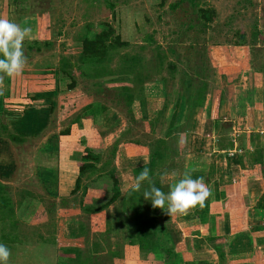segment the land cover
<instances>
[{
  "label": "rangeland",
  "instance_id": "1",
  "mask_svg": "<svg viewBox=\"0 0 264 264\" xmlns=\"http://www.w3.org/2000/svg\"><path fill=\"white\" fill-rule=\"evenodd\" d=\"M14 1L0 0V17L11 19L22 27L31 28V38L24 41L27 65L21 74V98L28 93L30 88L27 86L42 84L36 81L42 79L45 72H54V77L58 78L59 73L56 74V71L63 57L69 65L76 63L79 39L85 28L91 24L97 30L104 28V24L115 27L117 33L132 44L131 48L120 53H139L146 58L144 63L147 68L158 63L157 58L162 52L168 54L169 60L178 62V68L184 72L178 74L174 81L169 80L168 91L172 94L183 88V73L193 79L196 89L207 84L208 100L212 99L210 96L213 91L215 94L220 92V86H224L225 80L217 71L215 62L219 58L218 54L215 56L211 53L212 47H215L213 45H221L227 49L228 55L237 57V62L243 66L241 70L248 72L251 84L254 82V74L264 75V43L254 35L256 31L264 33V0H202V6L213 7L218 12V20L205 32L200 26L189 28L191 24H197L194 9L190 5L183 4L176 11L170 9V5L177 0H168L165 7H161V0H26L23 9L15 6V3H21L19 0ZM238 33L246 35V46L234 45L239 40ZM32 42L41 45L40 52L27 50V45ZM44 42L51 44L44 46ZM171 50H174L173 54ZM118 64L119 57L116 56L110 65L113 72L117 70ZM74 73L77 87L67 91L66 87L70 81L66 79L59 82L62 91L55 94L56 111L43 132L25 140L21 145L12 144L7 138L15 131L10 120L5 122L6 130L1 132V136L4 134L7 140L0 136V139L6 142V145L0 146V169L4 168L9 173L3 177L7 180L10 178L11 181L7 196L16 210L22 238L28 241L22 245L18 244L16 249L11 251L9 264H57L61 255L59 248L63 246H80L84 251H88L87 242L91 244L106 238L104 232L107 230L109 218V224L113 226L108 248L121 250L125 264H136V261L140 260L138 248L129 243L135 232L133 221L131 218H124L117 225V220L113 219L115 216L116 219H121L115 212L119 210L120 202L117 209L116 205L111 206L112 209L110 207V216L106 212L88 215L81 207L84 205L94 208L110 199L111 181L107 176L112 169L118 168L120 147L135 140L146 146L151 140L165 136V118L158 122L156 129L151 126L150 120L137 119L135 113L132 116L137 122H132L125 105L128 101L123 99V90L118 81L107 79L105 87H101L98 84L101 82L100 78L92 81L81 75L77 68ZM161 84L165 95V84ZM12 85L17 87V84L15 86V83L5 77L3 92L10 94ZM223 90L225 97L232 98V87ZM173 98L174 96L169 105V111L172 112L176 99ZM8 99L0 105V120L4 104L11 103ZM1 102L3 101L0 100V104ZM93 104L104 106L105 113L90 110L89 106ZM116 113L121 116L119 121H114L108 127L110 118H104ZM67 128L72 131L80 130V139L73 146L60 144L62 141L59 133ZM86 148L100 151L101 158L96 170L90 169L82 173L79 169ZM46 150L54 152L52 158ZM55 151L59 158L55 156ZM53 178L60 180V184H57L60 187V196L55 197L56 199L45 195L49 185H55ZM128 178V175L121 176L124 181ZM77 186L78 192L71 195ZM95 189L98 193L94 192ZM85 190L87 194L83 195ZM21 203H24V206L20 205ZM37 211L45 213L44 219L38 223L33 222ZM187 223L176 215L174 222L164 228H169L166 231L168 235L172 234L170 231L177 232L181 240V227ZM81 227L86 229L85 233L88 232V235L76 239L75 236L80 233ZM183 233L187 234L185 230ZM45 238L50 240L43 243ZM51 239H56V244ZM133 255L137 259H132ZM104 263L109 264L110 259L104 258Z\"/></svg>",
  "mask_w": 264,
  "mask_h": 264
},
{
  "label": "trees",
  "instance_id": "2",
  "mask_svg": "<svg viewBox=\"0 0 264 264\" xmlns=\"http://www.w3.org/2000/svg\"><path fill=\"white\" fill-rule=\"evenodd\" d=\"M167 2L168 0H161V7H165ZM201 2L202 0H177L170 5V9L176 11L183 4L190 5L194 9L197 24H191L189 28L200 26L202 31L205 32L218 20V12L213 7L202 6ZM92 26L93 24L85 28L84 34L79 39L80 46L78 47L76 63L73 66L69 65L65 57L60 61L58 71H56V74L59 73L58 78L54 77V72H45L43 78L36 81L38 84H42L35 87H32V85L27 86L30 89L23 98L20 96L22 75L9 78V81L15 83V86L17 84L19 88L12 85L8 99V102L11 103L8 105L4 104V111L0 120V136L1 132L3 133L6 130L5 122L8 120L11 121L15 129L14 133L7 137L12 144L21 145L25 140L32 139L43 132L47 128L51 116L56 111L54 103L55 94L62 91L59 87V82L66 79L70 81L69 86L66 87L67 91H71L77 87L74 73L76 68L81 75L87 76L92 81L100 78L101 82L98 84L101 87H105L107 79L112 82L118 81L117 83L120 84L123 90L122 97L128 101L125 105L128 114L131 115L132 122H137L132 116L134 113L133 106L136 102L157 104L158 117L150 120V124L154 129L158 127V122L162 118H165L167 125L165 136L151 140L146 146L136 140L134 142H127L125 144V160L128 166L129 161L134 158L148 157L149 161L147 164L133 170L135 179L139 176L143 167H148L151 170V176L156 186L167 193L171 184H161V176L164 177L167 173L177 171L178 168L175 169V160L181 152V136L192 128L197 110L205 107L208 101L206 95L207 84H203L199 89H196L193 79L187 73H183L181 77L183 88L174 91L172 94L168 91L169 80L174 81L178 74L184 72L178 68V62L169 60L168 54L162 52L159 58H157L159 59L158 63L153 67L147 68L144 63L146 58L139 53L121 54L124 50L131 48L132 44L124 40L117 33L115 27L110 24H104V28L97 30ZM254 35L256 39H261L260 41L264 43V33L256 31ZM238 37L239 40L234 45L236 47L246 46V35L238 33ZM50 44L43 43L44 46ZM40 48L41 45L38 42H32L27 45V50L40 52ZM210 49L211 47L209 51ZM159 51H161L160 48ZM171 53L173 54L174 50H171ZM116 56L119 57V64L117 70L113 72L110 65ZM157 77L159 79H156ZM158 80L165 84V95L163 91L150 89L146 86L147 83L157 82ZM172 96H174L173 99L176 98L173 102V112L169 111ZM210 97H214L210 102L211 107L216 103V98H219V95L213 91V95ZM89 109L100 113H105L106 111V108L100 104L90 105ZM141 121L144 120L142 119ZM71 132L72 130L67 128L60 132L59 135L60 137H68ZM1 138H5L4 134H2ZM7 138L5 139L7 140ZM100 158V151L86 148L82 154L83 162L79 171L84 173L90 169L96 170ZM107 177L111 181L112 195L110 199L94 208L84 207L83 205L81 208L84 212L88 215L106 212L110 216V207L116 205L115 208L117 209V204L120 202L119 210L117 209L115 212L121 219H116V216L113 219L117 220L115 221L117 225L124 218H127V220L131 218L133 221L135 232L132 234L129 243L138 248L142 264H186L185 255L180 253L176 248L179 242L178 233L170 231L172 234L168 235L166 228H164V226L166 227V225L174 222L175 216L169 219L170 215L166 214L164 210L153 208L151 201L143 198L142 193L144 188L148 186L147 182H144L139 192H135L131 188L126 194H123L121 175L118 170L116 168L112 169ZM77 189L78 186L71 192V195H75L78 192ZM9 190L8 185L0 182V214L2 215V218H0V242L5 244L10 251H13L18 244L22 245L28 241L22 238L23 234L19 231L16 210L11 205L9 196H7L8 192H10ZM86 194L87 191L85 190L83 195ZM222 195L224 209L228 207L231 209L230 203H233L235 207L241 206L237 198H232L230 201L225 198L226 194L224 192H222ZM23 204L21 203L20 205L24 206ZM242 205L244 206V204ZM232 216L234 220L237 219L236 215L233 214ZM44 217L45 213L43 211H37L33 222L38 223ZM109 219H107L106 224L107 230L104 232L107 235L106 238L96 240L91 242V244L87 242L88 251H84L80 246L60 247L59 254L61 255H59L57 264H105L104 258L110 259L109 264H125V257L123 252H120L121 250L108 248L111 228L113 226V224L112 226L111 223L109 224ZM211 221H213V216L211 217ZM79 231L80 233L75 236L76 239H81L88 235V232L85 233L86 229L84 227H81ZM82 234L84 235L82 236ZM46 240L50 239H43V243H46ZM51 240L56 244V239Z\"/></svg>",
  "mask_w": 264,
  "mask_h": 264
},
{
  "label": "crops",
  "instance_id": "3",
  "mask_svg": "<svg viewBox=\"0 0 264 264\" xmlns=\"http://www.w3.org/2000/svg\"><path fill=\"white\" fill-rule=\"evenodd\" d=\"M25 1L15 3L16 8L23 9ZM211 53L218 54L215 63L225 80L224 86H220L219 98L213 106L210 107V99L205 107L197 110L192 128L181 136V152L175 160V169H178L164 176V184H174L186 175L192 179L202 177L211 195L202 208L197 205L187 215H177L188 223L181 227L187 234L181 231L176 248L185 255L186 264H264V75L254 74L251 84L248 72L241 70L243 66L237 57L228 55L225 47H212ZM226 87H232V98L223 95ZM147 88L164 91L161 82L151 83ZM7 98V92L0 95L1 106ZM156 108L157 104L151 102H136L133 106L137 119L148 121L157 116ZM120 117L116 113L104 119L110 118L109 127ZM79 131L76 129L68 137H61L60 144L75 145L81 136ZM3 144L6 142L0 139V146ZM124 147L118 152L117 169L121 176H129L128 180L121 179L122 191L126 194L135 182L133 170L147 164L149 158H134L127 166ZM46 152L52 158L54 152ZM55 156L59 158L57 151ZM6 175L9 173L0 169V182L10 186V178H3ZM53 181L55 185H49L46 193L41 187L47 197L56 199L60 194L57 186L60 180L53 178ZM97 189L94 192L98 193ZM222 192L230 201L237 198L241 206L230 203L231 209H224ZM136 264L142 263L139 260Z\"/></svg>",
  "mask_w": 264,
  "mask_h": 264
},
{
  "label": "clouds",
  "instance_id": "4",
  "mask_svg": "<svg viewBox=\"0 0 264 264\" xmlns=\"http://www.w3.org/2000/svg\"><path fill=\"white\" fill-rule=\"evenodd\" d=\"M30 38V27H22L11 19L0 17V95L3 94L5 77L19 76L25 70L27 57L24 53V41ZM144 182H147L148 186L143 190V198L151 201L153 208L162 209L171 217L178 214L187 215L197 205L202 208L211 195L202 177L192 179L191 176L186 175L171 184L169 191L165 193L156 186L151 170L143 167L132 185V190L139 192ZM163 183L164 177L161 176V184ZM10 256V249L0 243V264H9Z\"/></svg>",
  "mask_w": 264,
  "mask_h": 264
}]
</instances>
